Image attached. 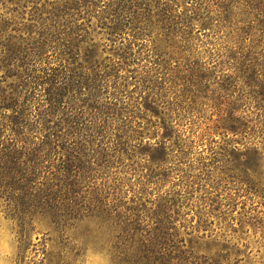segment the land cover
I'll list each match as a JSON object with an SVG mask.
<instances>
[{
	"label": "rangeland",
	"instance_id": "1",
	"mask_svg": "<svg viewBox=\"0 0 264 264\" xmlns=\"http://www.w3.org/2000/svg\"><path fill=\"white\" fill-rule=\"evenodd\" d=\"M87 1L32 60L37 74L74 73L63 105L88 143L39 151L33 128L3 133L0 264H115L112 225L125 218L147 231L170 222L162 232L181 249L217 264H264L263 14L246 0H139L126 30L110 35L101 23L116 15L100 13L110 0ZM67 3L0 1V19H13L11 36L42 41L39 17ZM23 82L0 71V123L12 115L5 97L29 105L31 122L47 105ZM53 203L77 219L52 224L41 212Z\"/></svg>",
	"mask_w": 264,
	"mask_h": 264
},
{
	"label": "trees",
	"instance_id": "2",
	"mask_svg": "<svg viewBox=\"0 0 264 264\" xmlns=\"http://www.w3.org/2000/svg\"><path fill=\"white\" fill-rule=\"evenodd\" d=\"M8 1L11 2L12 0ZM88 3L91 2L71 0V3H67L66 6L54 8L45 20L38 16L44 24L46 23V25L41 24L43 31L39 33L42 41H35L32 37L23 39L20 36H11L7 31L14 25L11 24L13 19H0V71L4 72L6 78L18 76L20 79H24L25 82L22 85L25 88L29 87V92L33 94V100L37 101V104H40L37 100L39 97L38 92L44 91L47 103V105H37L36 120L31 122L28 119L29 105L19 106L15 97L3 98V104L6 101L9 102V105H3L4 108L11 109L12 115L6 117V120L0 123V138L5 131L15 136H25L24 134L32 132L30 128H33L36 130L33 133L37 132L41 135L42 146L38 149L39 151L43 147L54 151L58 147H64L69 153H75V150L82 149L88 143L89 136L84 137L81 133V131L88 130L78 124L77 114L67 116L65 105H63L65 99L69 100L73 97L67 98L65 93L73 84L70 75H74V73L66 74L67 70L65 68L61 70L49 68L43 69L41 74H37V70L33 68L35 60H32L34 57H39V53L44 46H49L57 40L58 31L63 27L61 21L67 22L64 20L65 17L72 19L75 11L80 9L81 6L88 5ZM142 5L145 6L139 0H110L109 3L103 5L102 8L104 9L100 7V13L107 14L108 11L115 13V21L110 22V26H107L104 22L101 25L110 32V35L119 34L118 32L122 34L128 23L123 17L129 18L132 13L135 15L136 10L141 8ZM244 6L252 12L258 11L263 14L258 21L262 24L259 29L264 33V0H246ZM226 8L224 15L231 13V9ZM36 11L38 10L36 9ZM252 12L248 11L244 15L249 18L251 16L249 13ZM47 22L49 23L47 24ZM28 28H35V26H29ZM247 29H251V27ZM13 30L17 31L16 29ZM29 44L32 47H28ZM60 77H63L62 80L59 79ZM26 79L29 80L26 81ZM261 91L264 94V86ZM260 96L263 95L258 94V97ZM55 114L61 117L53 123L51 118ZM74 140H77L78 143ZM66 189L67 187H63L64 191H67ZM57 192H60V190ZM66 195V192L63 193V196ZM46 206L47 209L43 208L41 215L48 218L56 226L65 227L64 224L69 219H77L76 211L70 210L71 206L68 204L53 203L52 205L46 204ZM95 209V211L91 210V214L99 215L102 219H106L108 213H110L107 210ZM116 223L112 227H118L115 230L117 232L111 237L110 241L111 258L115 264H217L213 257L194 256L190 250L181 249L183 245L180 248L182 241L178 240V235L162 232L163 230L174 229L169 227L170 222L155 223L156 227L152 231H147L141 223L132 220V218L122 220L120 223H123V225L121 226L119 222L116 221Z\"/></svg>",
	"mask_w": 264,
	"mask_h": 264
}]
</instances>
